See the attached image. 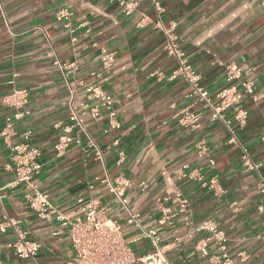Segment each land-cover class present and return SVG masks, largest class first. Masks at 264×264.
Wrapping results in <instances>:
<instances>
[{"label": "crops", "instance_id": "0c3cea01", "mask_svg": "<svg viewBox=\"0 0 264 264\" xmlns=\"http://www.w3.org/2000/svg\"><path fill=\"white\" fill-rule=\"evenodd\" d=\"M136 1V9L124 14L114 0H0V223L4 215L19 221L17 228L40 243L35 261L19 258L7 246L16 237L8 227L0 232V264H80L68 225L55 215L36 216L28 204L30 186H8L14 178L11 147L20 142L39 150L40 169L32 182L59 213L73 217L85 201L100 198L108 221L120 227L135 255L154 248L127 223L126 207L139 213L143 228H155L171 264H207L195 248L203 234L188 236L205 219L226 232V252L234 264H264L258 173L241 169L238 147L226 142V126L197 98H186L184 81L170 77L176 62L164 51L157 26L174 24L180 48L209 93L229 86L240 91L238 82L225 78L228 64L239 66L242 79L254 85L252 96L242 95L248 117L236 133L252 159L261 162L264 177V0H155L162 9L158 15L152 0ZM106 53L114 57L107 69L102 67ZM89 86L112 97L119 124L109 129L102 108L96 118L83 115L103 163L86 151L84 138L62 156L53 149L70 107L94 104ZM14 87L28 90L29 112L13 121L5 138L1 131L14 109L3 98ZM183 110L199 115L197 127L181 124ZM223 112L231 116L230 109ZM200 143L206 154L199 153ZM119 153L124 158L117 164ZM104 174L128 181L125 206L95 181ZM212 178L219 191L209 187ZM180 198L187 200L185 209ZM163 206L173 212L171 225L161 223ZM215 253L211 244L210 255Z\"/></svg>", "mask_w": 264, "mask_h": 264}, {"label": "built area", "instance_id": "2783aa9c", "mask_svg": "<svg viewBox=\"0 0 264 264\" xmlns=\"http://www.w3.org/2000/svg\"><path fill=\"white\" fill-rule=\"evenodd\" d=\"M121 8L124 14H130L137 7L136 0H114ZM154 9L157 15L162 10L155 0H152ZM63 16H67L66 10L61 12ZM160 31L163 34V49L168 56L174 58L176 66L171 73L172 79H180L189 87L186 93V98H197L203 103L205 108L211 112L210 117L220 119L228 130L227 144L236 145L239 149L241 169L243 171L255 170L258 173V178L255 183V188L260 195V200L257 206L258 211L263 215L264 219V177L259 173L261 162L254 161L246 147L241 142L236 133V127H243L248 117V110L240 105L243 94L252 96L254 94V85L242 79V69L234 64L225 66V78L228 82H238L240 91L236 86L224 87L215 93H209L205 87L200 84V76L187 59L185 52L180 48L178 38L174 33V24L163 26L158 23ZM75 40L72 37L71 41ZM113 54L106 53L103 57L102 67L110 68L113 63ZM60 67H64L59 60L54 61ZM72 65V64H69ZM87 91L91 93L94 99V104L81 103L78 107H70L68 119L61 124L60 134L53 146L56 156H62L74 147L82 144L83 138L87 147L86 151L92 152L93 158L103 163V155L95 140L89 135L84 123L83 115L85 112L92 118H96L100 114V109H104L108 118V128L114 129L119 127L116 119V111L113 107V99L110 95L105 94L96 86L87 87ZM28 90L26 88L14 87L4 98V104L12 107L14 113L11 117L5 120V124L1 134L7 138L12 129L13 121L23 118L28 114L26 104L28 102ZM226 109L231 110V116L226 117L224 112ZM182 125L197 127L199 115L193 112L183 110L180 117ZM199 153L206 154V148L203 143L198 146ZM12 150V168L13 180L8 183V186L25 184L33 189V194L28 196L29 207L34 211L36 216L41 219L49 220L55 215L59 221L68 225V236L74 257L80 264H171L165 256L163 250L159 246V235L155 228H143L139 213L127 209V223L140 231L143 238L149 240L154 250L145 254L135 255L129 243L124 239L120 227L115 222H109L107 218V207L102 204L100 198H91L85 201L78 198L81 203L79 213L73 217H66L59 213L56 208L50 203L47 194L40 191L32 182V176L37 174L40 169L39 156L40 152L35 147L26 142L14 144ZM122 153L116 163L119 164L123 160ZM208 162L214 164V161L209 158ZM108 188V192L113 194L124 206V193L128 186V181L118 174L110 178L104 174L103 178H95ZM209 187L219 191L216 178H212ZM145 186L141 183V187ZM3 187H0V207H3ZM187 200L180 198L179 206L185 209ZM163 216L161 223L171 225L173 212L170 207L163 206L160 208ZM3 221L0 223V232H4L8 227H11L16 232V237L10 241L7 246L14 252L16 256L23 259L35 261V258L40 249V243L33 238H30L26 232L17 228L19 221L3 216ZM192 232L202 233L195 241V248L200 255L207 259V264H234L233 259L226 252V232L219 228L218 224L212 219H205L196 225L193 230L188 233L191 236ZM264 242V233L259 237ZM211 244L216 248L217 253L210 255ZM237 256L243 258L244 252L237 253Z\"/></svg>", "mask_w": 264, "mask_h": 264}]
</instances>
